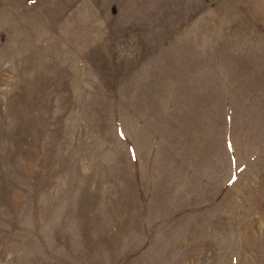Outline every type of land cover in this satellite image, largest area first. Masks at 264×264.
I'll list each match as a JSON object with an SVG mask.
<instances>
[{
  "label": "rangeland",
  "instance_id": "374dc122",
  "mask_svg": "<svg viewBox=\"0 0 264 264\" xmlns=\"http://www.w3.org/2000/svg\"><path fill=\"white\" fill-rule=\"evenodd\" d=\"M0 264H264V0H0Z\"/></svg>",
  "mask_w": 264,
  "mask_h": 264
}]
</instances>
